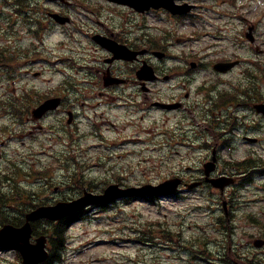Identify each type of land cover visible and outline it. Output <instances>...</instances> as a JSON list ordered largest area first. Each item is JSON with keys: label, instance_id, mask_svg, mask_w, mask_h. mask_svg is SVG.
<instances>
[{"label": "rangeland", "instance_id": "rangeland-1", "mask_svg": "<svg viewBox=\"0 0 264 264\" xmlns=\"http://www.w3.org/2000/svg\"><path fill=\"white\" fill-rule=\"evenodd\" d=\"M4 1L0 0L1 17L10 16L9 12L12 11V8L4 7ZM247 3L249 7V1ZM252 7L253 15L249 17L248 14V19H255L257 14L264 11V0H255ZM246 11H249V8ZM7 27L6 19L0 18L2 29L0 33L4 35ZM187 28L181 27L179 32L183 33ZM190 30L189 28L188 31ZM59 39L57 37L55 41ZM47 51L52 52L51 49ZM59 57L60 55L55 53V59ZM64 66V63L60 62L52 66L47 65L46 69L57 70ZM19 77L23 80L20 83L16 81L15 85L5 84L6 81L0 83V105L7 103L5 92L8 99L12 98V95L24 97L30 95V92H36L29 87L31 77L24 75ZM63 81L64 77L59 72L55 74L45 71V81L39 80L38 86L46 94L61 92L64 87ZM43 82L45 83L42 84ZM97 111L105 113L102 123H96L94 110L85 109L82 111L85 121L70 128L71 133L83 136V144L74 148L75 151L71 150V137L63 141L61 135H54L47 129L38 138L36 136L28 138L26 133L20 132L26 130L27 125L19 126L10 112L0 113V141H12L7 149L8 155H12L15 150L25 149L21 141L15 140L22 135V140L27 144L37 142L39 150L44 153L38 157L39 161H36L34 166H48L55 170L52 183L56 184V187H39L35 191L29 190V195H36V198L42 200L55 198L53 193L62 187L63 194L72 198L80 186L89 185L87 189L91 190L92 188H89L91 185L101 187L108 180H118L113 177L114 173L129 177L130 181H123L126 187H137L142 182L156 184L179 173L188 176L189 167L196 172V181L201 176L197 169L201 168L202 163L196 158L195 152L189 157L190 148L175 151L169 158L168 148L159 145L157 139L152 138L153 122L156 119H163L162 116L150 111L133 118L127 113L126 115L120 113L118 117L106 107ZM86 115L92 117L93 121H88ZM57 117L58 114L51 116V122ZM109 121H115L116 128L112 127ZM83 130L94 131L95 136L89 138L88 134L82 132ZM239 148L244 151L247 147L240 144ZM67 149L70 151L69 154L78 156L76 162L89 168L83 169L84 177L76 174L74 180L78 184L69 186L67 184L71 183L69 174L71 171H64L62 169L64 167L55 162L54 158L57 153ZM5 165L2 163V167ZM260 165L263 166L264 162H257L253 166ZM226 169L227 165L223 163L219 169V172L224 173L221 176L231 177L225 175ZM45 177L48 178V175ZM39 181L40 179L29 182H34L33 184L38 187ZM263 181L261 176L256 184L260 185ZM63 183L65 185L60 186ZM255 189L250 185L249 191L240 192L242 195L239 199L231 190L224 196L227 200L229 198L233 200L234 214H231V208L226 215L227 219L223 210V195L210 186L177 197L159 200L140 199L119 204L120 207L114 210L92 211L88 213L89 219L74 224L66 231L69 236V250L65 264H227L224 260L229 261L230 257L234 260L235 250L239 254L240 250L243 252L247 250L248 242L252 241L251 235L260 234V226H254L250 218L254 215L255 219L263 223L264 191L254 193ZM37 201L40 202L38 199ZM11 214L9 211L8 216ZM147 227H151L153 233H145ZM206 246L208 249H205ZM197 251H204L209 258L201 256ZM15 258L13 253L0 252V263L8 259L15 262L17 261Z\"/></svg>", "mask_w": 264, "mask_h": 264}, {"label": "flooded vegetation", "instance_id": "flooded-vegetation-1", "mask_svg": "<svg viewBox=\"0 0 264 264\" xmlns=\"http://www.w3.org/2000/svg\"><path fill=\"white\" fill-rule=\"evenodd\" d=\"M94 9L86 8L77 0H65L62 2L48 3L42 0L31 2L25 9L15 10L7 30L5 42L6 52L17 51L15 60L2 59L0 64V76L9 79L13 85L20 79V75L36 77V74L44 73L38 70L37 62L42 61L38 52L45 49L46 41L55 34V28L61 27L51 19V10L59 12L71 19L69 25L63 29H70L69 34L61 33L59 48L65 49L72 45V58L69 59L71 70L76 74L85 75L87 86L74 87L70 92L55 93L46 96V93L30 92V95L18 97L13 95V100L8 104L7 110L14 114L13 119H22L29 125L27 134L32 137L42 134L47 129L54 135L64 133L72 125L78 123L82 118V111L94 110L96 118L98 109L106 107L110 110H123L136 113L141 110V98L146 100L166 96L167 102L174 112L194 116L197 126L202 127L208 123L207 129L214 131L215 142H229L237 135V130L244 129L245 138L249 135V71L244 74L248 77L243 84L242 80L236 79L233 84H219L221 73L206 75L207 79L196 78L190 84V76H181L179 73L180 56L184 54L188 43L184 41L182 47L175 54L174 47L182 43V38H173L169 35L177 24L172 13L160 9L141 13L128 6L110 3L107 0H85ZM185 2L189 0H184ZM184 1L177 0L178 5ZM196 1V0H195ZM85 8V10H80ZM77 9V10H76ZM176 17V18H175ZM157 25L161 27L158 31L149 32ZM179 26V24L177 25ZM252 23L249 24V29ZM171 28V29H170ZM261 27H256L255 50L264 54L261 48ZM245 34V28H243ZM170 39L174 40L169 42ZM252 46L249 44V48ZM31 50L30 53L25 51ZM20 51H24L21 53ZM4 53L0 51V55ZM223 54H226L223 52ZM29 55H33L29 59ZM211 54L204 56L210 57ZM218 57H222L219 55ZM224 63H231L227 55ZM264 57V55H263ZM46 60V59H45ZM264 64V59H257ZM185 72H194L200 68L201 63L196 60H186ZM217 62H221L218 59ZM216 61H212L208 73L215 69ZM233 62H242L234 60ZM249 63V61L247 62ZM31 66L35 68L30 69ZM143 67L152 69L156 74L154 81L142 79ZM230 73V72H229ZM224 74L223 76L230 74ZM217 75V76H215ZM40 77V78H41ZM39 80V78H35ZM159 84H166V92L157 91ZM193 89L191 93L190 89ZM147 89V90H145ZM16 91V90H15ZM49 98H61V107L56 111L46 113L41 119L33 115L34 109L39 107ZM253 103H250L251 106ZM58 114V123L49 124L50 117ZM71 122L69 124V115ZM22 115L23 117H20ZM104 115H100L103 118ZM90 119V118H89ZM264 121V117H261ZM223 126H222V125ZM264 125V124H263ZM19 138L22 135L18 136ZM219 143H216V145ZM24 145V143H23ZM28 153H35L30 150ZM34 156H31L33 158Z\"/></svg>", "mask_w": 264, "mask_h": 264}, {"label": "water", "instance_id": "water-1", "mask_svg": "<svg viewBox=\"0 0 264 264\" xmlns=\"http://www.w3.org/2000/svg\"><path fill=\"white\" fill-rule=\"evenodd\" d=\"M163 0H123V2L131 3L135 6H143L146 4L157 6L158 3ZM47 108L44 109L46 111ZM181 184L180 180H173L167 182L159 187H151L147 186L142 189H138L135 191H127L123 192V194H118L117 191L109 194L107 197H98L93 200H87L78 207H74L76 204H59L55 207H42L36 210L35 212L29 214L27 216L28 223L22 228H14L12 226H6L0 232V246L9 247L18 249L23 257L25 264H37L47 258V254L44 253L43 249L45 247L46 240L45 238H41L37 241L36 245H32L31 234L32 229L29 222L37 221L42 218H46L52 221H58L63 219L64 217L72 214L76 210H80L85 205L90 203L98 204L108 202L112 199H115L119 196H128L132 194H137L140 196H159V195H171L174 194L179 185ZM125 193V194H124ZM40 251V255H36L37 251Z\"/></svg>", "mask_w": 264, "mask_h": 264}, {"label": "trees", "instance_id": "trees-1", "mask_svg": "<svg viewBox=\"0 0 264 264\" xmlns=\"http://www.w3.org/2000/svg\"><path fill=\"white\" fill-rule=\"evenodd\" d=\"M13 197L14 199L17 200V198H21L22 195L21 193H17L15 192L13 194ZM2 207V200L0 199V218H2L3 220L5 221H9L7 220L8 218L6 216L3 215V213H6V211L1 208ZM23 208H26V206L24 205ZM27 210H24V209H21L20 212L23 214L25 213ZM18 218V217H17ZM18 220L15 218L14 220H11L10 222H12L13 224H17ZM67 223L63 222V223H60V224H56V226L54 227L55 230V236L51 237V242H52V245H53V256L57 257L56 259H60V256H59V252L62 248H64L65 246V242H66V238H65V235H64V232H65V229L67 226ZM57 230H60L57 231Z\"/></svg>", "mask_w": 264, "mask_h": 264}]
</instances>
